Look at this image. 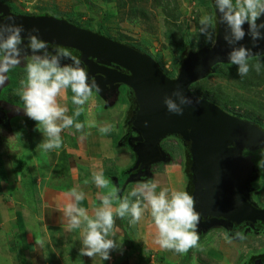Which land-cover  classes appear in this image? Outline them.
I'll use <instances>...</instances> for the list:
<instances>
[{
	"label": "water",
	"instance_id": "obj_1",
	"mask_svg": "<svg viewBox=\"0 0 264 264\" xmlns=\"http://www.w3.org/2000/svg\"><path fill=\"white\" fill-rule=\"evenodd\" d=\"M215 15L217 28L212 45L188 52L176 78L170 79L157 63L134 48L63 19L13 14L0 1V23H9L6 19L12 16L25 29L22 37L33 28L39 29L32 34L47 43L50 54L56 52L53 47L77 51L89 82H95L100 88L96 92L98 96L112 102L120 87L131 91L135 107L128 125L136 137L126 141L135 155L129 182L149 178L153 166L168 163L169 155L161 148L166 138L179 137L183 144L189 143L191 196L195 201L194 210L199 213L198 233L211 227L229 229L241 223L253 226L259 222L264 226V209L249 200L248 185L257 178L258 171L250 157L243 155V152H264V131L197 98L190 90L191 85L212 74L215 66L229 64L227 57L231 48L223 40L225 26L218 23L220 14L216 9ZM258 23H264V17ZM247 27L244 25L246 32ZM257 43L258 47L253 48L247 35L240 42L253 53L264 56V39ZM61 63H71V60L64 59ZM177 88L193 100V105L185 107L181 116L169 114L163 104L164 97L171 96Z\"/></svg>",
	"mask_w": 264,
	"mask_h": 264
},
{
	"label": "crops",
	"instance_id": "obj_2",
	"mask_svg": "<svg viewBox=\"0 0 264 264\" xmlns=\"http://www.w3.org/2000/svg\"><path fill=\"white\" fill-rule=\"evenodd\" d=\"M17 82L20 84V81ZM61 94L63 96L58 97V102L68 109L66 114L71 116V97L67 91ZM22 109L23 106L19 110ZM79 117L78 122L84 124L83 130L78 132L74 127L63 130L60 134L62 146L49 152L38 148L44 137L36 130L33 120L32 128L27 131L33 147H30L25 136L0 128V137L11 139L13 151L8 155L10 161L3 154L0 155L5 176L4 181H0L1 264L17 261L30 264L31 259H41V264H54L50 262L53 261L52 257L49 258L54 249L49 247L40 251L38 246H45V241H49L52 246L51 234L55 231L67 234L82 231L83 223L81 229L68 231L63 211L64 205L75 202L74 198L66 195L73 188L84 193V199L78 206L83 207L90 218H94L95 209L101 207L102 197L110 191L117 198L127 197L130 202H135L130 193L142 181L155 182L157 193L163 188H167L169 193L183 191L185 175L181 165L176 162L161 168H151L147 179L129 182L135 155L126 143L128 132L125 129L124 105L116 102L108 105L103 98L92 95ZM23 119L26 121L30 118L26 116ZM106 124L112 126V131L101 134L99 128ZM2 150L5 151L4 146ZM157 169L163 171V180L157 178L161 174ZM98 173H102L109 181L107 188H100L93 182V176ZM117 203L118 200L113 201V211ZM130 219L115 217L113 233L109 235L111 238L114 235L113 239L118 241L124 251H128L126 255L117 249L120 252L118 261L125 264H176L177 254L174 251L161 249L154 243L156 230L150 210L146 209L136 224H131ZM188 251L182 254L186 256ZM13 254H16L14 258ZM216 260L226 263L224 256ZM189 264L205 263L193 259Z\"/></svg>",
	"mask_w": 264,
	"mask_h": 264
},
{
	"label": "clouds",
	"instance_id": "obj_3",
	"mask_svg": "<svg viewBox=\"0 0 264 264\" xmlns=\"http://www.w3.org/2000/svg\"><path fill=\"white\" fill-rule=\"evenodd\" d=\"M214 6L220 14L218 23L225 26L223 40L231 48L227 57L229 64L237 67V75L240 77L247 76L252 69L259 73L262 66L259 62L261 53H253L251 48L240 42L247 35L253 48H256L257 42L264 39V23H258L264 17V0H214ZM6 20L9 23H0V86L8 81L9 72L21 63L24 64L25 77L20 81L17 92L24 114L36 122V130L43 134L44 139L38 148L45 152L58 149L62 146L60 134L63 130L72 127L78 132L83 130L84 124L78 122V117L89 98L94 92H99L100 88L95 82H89L88 73L81 66L80 60L70 56L66 49L61 48L55 54H50L47 43L32 34L38 33L39 29L33 28L27 36L22 37L21 33L25 31L23 25H17L12 16ZM199 23L200 35L206 42L213 43V17L206 15ZM244 25L248 26L247 32ZM254 57L257 63L250 65L249 61ZM64 59H70L71 63L62 64ZM67 90H70L71 103L75 106L71 116L66 114L68 109L58 102V97ZM163 104L169 114L181 116L185 107L193 105V100L177 88L171 96L164 97ZM99 131L101 134H109L112 126L106 124ZM93 182L100 188H107L109 184L102 173L95 174ZM156 187V183L150 180L139 182L130 193L131 197L136 198L135 202H130L127 197L117 198L110 191L102 197L101 207L95 209L94 218H90L86 210L78 206L84 199L83 192L73 188L66 193L75 201L67 203L63 208L68 231L81 229L83 223L80 255L109 260L110 252L120 248L118 241L113 239L114 235L109 238L110 233H113L115 217H130L129 222L136 224L146 209L150 210L156 230L154 243L161 249L186 253L197 246L199 213L194 210L193 197L186 191L169 193L167 188L157 193ZM114 200H118L115 211Z\"/></svg>",
	"mask_w": 264,
	"mask_h": 264
},
{
	"label": "rangeland",
	"instance_id": "obj_4",
	"mask_svg": "<svg viewBox=\"0 0 264 264\" xmlns=\"http://www.w3.org/2000/svg\"><path fill=\"white\" fill-rule=\"evenodd\" d=\"M1 1L16 15L36 17L46 14L55 19H64L78 28L134 48L157 63L164 75L170 79L177 76L181 59L179 53L183 43L186 42L192 52L212 45L200 35L199 21L202 17L206 15L213 17L214 40L216 37L215 9L201 6L199 0ZM100 25H102V28H100ZM259 62L262 65L260 72L257 73L252 69L245 77L237 75L235 65H217L211 75L197 81L190 87L191 93L197 98L215 104L231 116L249 121L264 129V56L259 58ZM255 63H257V59L249 61L250 65ZM23 65L21 63L18 69L15 68L16 70L11 71L14 72L11 77L18 85L17 88L20 87L17 81H21L25 77L24 69H22ZM7 83L8 81L5 86ZM17 88L14 92L9 91L0 94V98L6 104L14 102L20 109L23 105L18 98ZM19 109V117L10 126L12 132L15 131L18 123L25 121L22 118H25L26 115L23 109L21 111ZM128 110H130V107ZM23 125L25 126V124ZM177 142L178 139L168 137L161 143V148L169 155V160H177L179 163H176L183 168L185 166L184 156L186 151L185 147L178 145ZM11 143L9 137H0V155L3 154L9 161L8 155L13 152ZM3 146L5 148L4 152L2 150ZM169 160L168 162H170ZM262 161H264L263 156H257L253 161L251 160L255 170L262 171L261 177L258 174L253 188L259 194L258 201L264 205V163H261ZM156 171L161 173L157 178L163 180V171L161 172L160 169ZM185 182L183 191H186L185 189L190 186L187 176H185ZM132 199L135 200V197ZM209 229L205 231L206 238L199 240L197 246L191 248L186 256L175 252L177 254V257H175L177 259L176 264H189L191 260L193 262V259L205 264H240L250 254H256L263 250L264 245L262 242H264V239L258 237L256 233L246 234L240 241H237L222 238V236L217 238L214 236L215 232L211 233V231H208ZM81 233V230H76L74 234L55 231L51 234L52 246L49 241H45L46 245H40L38 249L41 251L49 247L53 248L54 251L50 253L49 258L52 257L51 260L53 261L50 262L54 264H125L118 261L117 255L120 254L118 250L110 252L109 260H102L99 256L93 258L81 256ZM118 249L128 255V251H124L123 247ZM15 256L16 254H13L12 258ZM223 256L226 263L216 260ZM2 262L0 258V264ZM29 263L41 264L42 261L41 259H36V261L31 259ZM13 264L20 263L17 261ZM24 264L28 263L25 262Z\"/></svg>",
	"mask_w": 264,
	"mask_h": 264
},
{
	"label": "flooded vegetation",
	"instance_id": "obj_5",
	"mask_svg": "<svg viewBox=\"0 0 264 264\" xmlns=\"http://www.w3.org/2000/svg\"><path fill=\"white\" fill-rule=\"evenodd\" d=\"M10 12L13 13V14H15L11 9H10ZM53 48L56 51H58L59 49H61L60 47H53ZM69 54H70V56H74L73 53H70L69 52ZM78 58H79V56H78ZM23 67H24V65H23ZM23 67H22V69H24ZM18 68L19 67H16V69H18ZM16 69L14 68V70H16ZM123 73H126V72L123 71ZM11 75L13 76L14 75V72H9V74H8V83H7L6 86L4 85V86L0 87V94H4L5 92L8 93L9 91L10 92H14V89H11L12 81H13V79L11 78ZM67 93L71 97L72 94H71L70 90H67ZM93 95L98 96L96 92H94ZM98 97H100V96H98ZM105 101H106V103L108 105L109 104L110 105L111 104H114L115 102H116V104L119 103L121 105H124V111L126 113L125 129L128 132V135L126 136V140H127V138H130L131 139L133 137H136L135 134L131 130V126L128 125V121H129V119H130V117H131V115L133 113L134 107H135V105H134V98H133V95H132L131 91L128 88H126V87H120L118 89V91H117L116 98L112 102L110 100H105ZM8 103L7 104L4 103V101L0 98V112H3V116L2 115L0 116V128H2V129L7 128V130L9 129V131H10L11 130L10 129V126L12 124V121L13 120H16L19 117V112H18L17 105L14 102L9 103V104H11L10 106H7V105H9ZM129 107H130V110H128ZM15 129H16V127H15ZM262 130L264 131V129H262ZM175 138L176 137H174V139ZM176 139H178V138H176ZM177 143L180 146L186 147V143L187 142L183 144L182 141H181V139L180 140L178 139V142ZM187 145L189 147V143H187ZM243 155L251 157V160L253 161V159H255V157H257V156H263L264 157V152H259V151H257V152H251V153L243 152ZM169 161L170 162H168L166 164L155 165V166L152 167V169H155V168H158V167L159 168L164 167V165H167V164H169L171 162H177V160H171V159ZM185 161H186V154L184 156V162ZM177 163H179V162H177ZM185 163H184V165H185ZM183 173H184V171H183ZM255 174H256V172H255ZM255 174H254V176H255ZM258 174L261 177L262 171L258 172ZM143 179H147V178L144 177ZM256 180L257 179H255L253 182H251L248 185V188L250 190L249 191V195H250L249 200L251 202L257 204L259 209H264V205L261 204L258 201L259 194L253 188V186L256 183L255 182ZM191 187H192V190H193L192 184H191ZM185 190L191 196L192 190H190V186L188 187V189H185ZM208 231L209 232L211 231V233L212 232H215L214 233V236L217 237V238H219V236H222V238L225 237L226 239L227 238L228 239H232V240L234 239V240H237V241H240V239H242L244 237V235L249 234V233H251V234L252 233L253 234L256 233V235L258 237H262L264 239V226L261 223H259V222H256L253 226H251L250 224H247V223H241L239 225H235L234 224L229 229H224L223 227H211ZM198 235H199V240L200 241L203 240L204 238H206V236H207V234L205 233V231L204 232H199ZM223 243H225V242H223ZM262 244L264 245V242H262ZM253 256H256V258L252 261L251 264H264V246H263V250L262 251H259L256 254H250L248 256V258L244 259L240 264H246L247 261H248V259H250Z\"/></svg>",
	"mask_w": 264,
	"mask_h": 264
},
{
	"label": "trees",
	"instance_id": "obj_6",
	"mask_svg": "<svg viewBox=\"0 0 264 264\" xmlns=\"http://www.w3.org/2000/svg\"><path fill=\"white\" fill-rule=\"evenodd\" d=\"M199 3L203 7H213L215 9L214 0H199ZM41 16H48V15L43 14ZM100 28H102V25H100ZM206 47H209V45L206 46ZM66 50L68 52L74 54V56H72V57H75V58L78 59L79 53L77 51H75L73 49H66ZM188 52H190V49H189L187 43L185 42V43H183V46H182V48L180 50V53H179L181 59H180V64H179L178 69H177V73L179 71V68L181 66V63L186 58ZM253 59H256V58H253ZM253 59H251V60H253ZM224 66H232V65L231 64H228V65H224ZM214 68H216V66ZM11 78H13V77H11ZM16 88H17V85H16L15 80L13 79L11 89H14L15 90ZM74 107L75 106H73L72 103H71L70 106H69V111H70L71 114L73 112V108ZM23 124H25V126ZM31 128H32V121H31V119H29V120H26V121L20 123L19 125H16V129H15V131H13V133H15L16 135L25 136L26 139L29 142L30 147H33L31 136L27 134V131H29ZM176 138H178L180 140L179 137H176ZM185 151H186V161H185L186 163H185V166L183 167V171H184V174L188 177V179L190 181V190H192L191 180H192L193 175H192L191 171L189 170V166H190V156H189V147H188L187 143H186ZM4 179H5V176H4V171H3V163H2V160L0 158V181H4ZM22 233H23V231H22ZM127 244H128V242H127ZM128 245H130V243ZM128 247L129 246H127V248ZM189 250H191V248ZM255 258H256V256L251 257L250 259H248V261H247L246 264H251L252 261ZM139 260H140V258H139Z\"/></svg>",
	"mask_w": 264,
	"mask_h": 264
}]
</instances>
